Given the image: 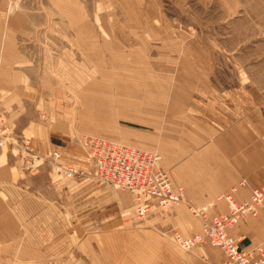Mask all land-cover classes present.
Listing matches in <instances>:
<instances>
[{"label":"rangeland","instance_id":"1","mask_svg":"<svg viewBox=\"0 0 264 264\" xmlns=\"http://www.w3.org/2000/svg\"><path fill=\"white\" fill-rule=\"evenodd\" d=\"M9 3L10 17L19 13L28 24L16 33L15 46H8L7 52L0 47V57H30L29 65L36 67L31 71L32 80L48 85L51 102L47 115L63 126V133L66 130L80 145L89 161L88 165L75 166L62 153L58 159L82 172L76 177L89 182V198L85 206L77 194L73 196V232L79 234L73 237V251L42 255L43 264H162L164 250L176 247L189 252L209 244L186 250L174 238L176 232L189 236L197 221L202 229L204 216L226 207L215 199L206 205L197 204L188 198L172 171L161 165L160 152L152 146L151 134L159 129L162 118V110L156 108L161 104L160 87L175 89L177 70L192 68L196 61L198 64V57L207 66L209 57L214 59L212 66L219 71L217 78L226 85L241 81L249 85L258 83L264 72V0ZM172 96L168 95L170 113L175 110ZM85 135H101L153 151L174 186L182 188L183 201L170 208L154 205L139 214L130 192L95 182L94 165L82 142ZM11 139L3 148L13 144L12 136ZM24 141L31 153L44 157L35 158L33 163L32 157L22 154L23 166L38 165L34 168L44 169L41 187L45 198L41 200V209L55 213L59 205L52 206L51 211L44 204L56 195L50 180L68 178L55 172L50 157L53 148L42 151L40 143L33 139ZM14 144L18 146L19 142ZM91 183L103 188L99 197ZM231 192L232 189L224 194ZM80 230L82 233H77ZM49 240L47 237L46 241ZM147 241L154 245L149 243L146 249ZM30 256L5 258L0 250V264H31L24 262Z\"/></svg>","mask_w":264,"mask_h":264},{"label":"crops","instance_id":"2","mask_svg":"<svg viewBox=\"0 0 264 264\" xmlns=\"http://www.w3.org/2000/svg\"><path fill=\"white\" fill-rule=\"evenodd\" d=\"M9 4V0H0V47H5L4 52L15 46L16 33L28 24L19 13L10 17ZM198 58L192 68L177 70L175 89L160 87L161 104L156 108L162 110V118L159 129L151 132L152 146L158 148L161 165L172 171L188 198L202 205L215 199L225 204L220 211L226 212L227 201L221 200L224 193L236 186L235 197L244 199L254 187L264 184V72L258 83L241 81L229 86L218 80L214 59L209 57L207 66ZM29 62L30 57H0V116L6 120L13 141L19 142L0 150V250L5 258L31 255L24 262L43 264L42 255L73 251V237L79 235L73 232V196L77 194L80 203L87 206L90 185L80 177L52 178L50 186L56 195L44 204L51 211L52 206L59 205V209L55 213L42 210L44 169L23 166L24 140L40 143L42 151L47 147L59 150L75 166L88 165L89 161L80 145L66 130L63 133V126L47 115L51 102L48 85L32 80L31 71L36 67ZM170 93L175 106L172 113ZM58 131L63 135H57ZM91 184L99 197L103 188ZM195 224L189 236L201 231V222ZM234 234L244 248L264 243V207L257 216L242 220ZM149 243L152 241L146 242V249ZM163 253L162 264H223L226 259L221 249L210 244L189 252L172 247Z\"/></svg>","mask_w":264,"mask_h":264},{"label":"built area","instance_id":"3","mask_svg":"<svg viewBox=\"0 0 264 264\" xmlns=\"http://www.w3.org/2000/svg\"><path fill=\"white\" fill-rule=\"evenodd\" d=\"M10 139L7 122L0 116V150ZM82 142L94 165L95 182L130 192L139 214H144L154 205L170 208L183 201L182 188L174 186L153 151L101 135H85ZM22 147V154L32 157L33 163L35 158L44 159L39 153H31L27 142L24 141ZM50 157L56 173L66 178L82 175L79 169L58 161L61 157L59 150H53ZM236 191L237 187H233L232 192L225 195L228 211L203 217L201 231L190 236L178 232L174 234L183 249L190 250L199 244L209 243L223 251L226 257L223 264H264V243L244 248L240 245V238L234 234L242 220L257 216L264 207V184L254 187L244 199L238 200L234 195Z\"/></svg>","mask_w":264,"mask_h":264}]
</instances>
